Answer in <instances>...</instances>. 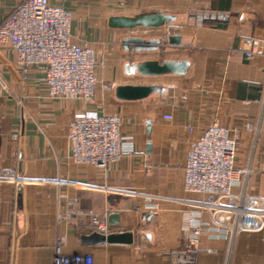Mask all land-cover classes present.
<instances>
[{
    "label": "crops",
    "instance_id": "1",
    "mask_svg": "<svg viewBox=\"0 0 264 264\" xmlns=\"http://www.w3.org/2000/svg\"><path fill=\"white\" fill-rule=\"evenodd\" d=\"M20 0H0V22ZM71 15L72 39L105 60L101 77L118 85H157L136 100L115 88L88 99H52L27 79L8 43L0 45V264H54L58 234L66 253L92 255L95 264H171L185 244V218L207 197L185 187L191 143L211 122L238 127L235 163L254 173L248 191L264 197V56L246 59L238 46L264 40V0H50ZM166 13L157 27H111L112 16ZM180 35V44L169 35ZM128 37L159 38L154 51H135ZM187 59L185 74L129 76L125 64ZM118 116L136 141L109 171L72 157L69 123L78 111ZM171 116V118H168ZM9 177V178H8ZM239 188H236L238 190ZM157 209L147 207L148 199ZM78 211L79 225L57 214ZM89 211H108L110 233L132 232L131 243H84L95 231ZM197 264H264V229L225 240L203 236Z\"/></svg>",
    "mask_w": 264,
    "mask_h": 264
},
{
    "label": "built area",
    "instance_id": "2",
    "mask_svg": "<svg viewBox=\"0 0 264 264\" xmlns=\"http://www.w3.org/2000/svg\"><path fill=\"white\" fill-rule=\"evenodd\" d=\"M4 43L16 54L23 79L33 69L41 72L36 79L49 98L82 100L115 88L101 77L105 60L86 44L73 41L70 12L50 0H20L13 5L0 22V45ZM238 51L246 59L264 56V40L249 37ZM121 125L118 116L78 111L68 130L72 157L80 164L109 171L124 155L136 152L134 136L123 133ZM240 137L238 127L214 121L191 143L185 187L207 198L191 201L194 207L185 218V244L172 252L171 264H197L199 255L209 251L201 245L203 236L227 241L230 251L240 234L264 229V197L248 191L253 163L250 160L246 167L235 163ZM147 207L157 209L158 205L150 198ZM77 214L68 210L65 215L58 213L57 218L78 226ZM87 215L95 231L110 233L108 211H89ZM65 243L64 235L58 234L54 264H95L92 255L66 253Z\"/></svg>",
    "mask_w": 264,
    "mask_h": 264
},
{
    "label": "water",
    "instance_id": "3",
    "mask_svg": "<svg viewBox=\"0 0 264 264\" xmlns=\"http://www.w3.org/2000/svg\"><path fill=\"white\" fill-rule=\"evenodd\" d=\"M174 16L166 13H147L138 16H112L109 20L111 27L115 28H134L137 26L157 27L166 23L170 24L174 20ZM169 42L172 44H180L182 37L180 35H169ZM159 38L144 39L141 37L126 38L125 46L129 48L133 45L135 51H154L160 47ZM190 65L187 59H166L159 60H143L136 63L125 64V72L129 76H162L165 74H185ZM157 85H118L115 87V94L119 99L136 100L148 97L152 92L159 91ZM133 238L132 232L109 233L108 235L101 234L97 231L82 236L84 243L101 244V243H131Z\"/></svg>",
    "mask_w": 264,
    "mask_h": 264
}]
</instances>
